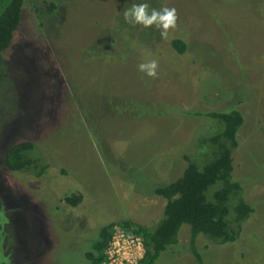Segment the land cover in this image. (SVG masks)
I'll return each mask as SVG.
<instances>
[{
  "label": "rangeland",
  "instance_id": "rangeland-1",
  "mask_svg": "<svg viewBox=\"0 0 264 264\" xmlns=\"http://www.w3.org/2000/svg\"><path fill=\"white\" fill-rule=\"evenodd\" d=\"M51 1L24 0L2 53L0 264H81L107 224L153 230V189L204 159L218 129L199 114L232 109L243 122L231 177L253 212L234 242L197 235L194 248L202 264H264V0H56L49 14ZM133 3L176 8V28L162 39L127 23ZM152 59L156 78L138 70ZM23 141L36 168L10 172L3 155ZM188 241L181 225L155 264H197Z\"/></svg>",
  "mask_w": 264,
  "mask_h": 264
},
{
  "label": "trees",
  "instance_id": "trees-1",
  "mask_svg": "<svg viewBox=\"0 0 264 264\" xmlns=\"http://www.w3.org/2000/svg\"><path fill=\"white\" fill-rule=\"evenodd\" d=\"M23 4L24 0H0V67L2 53L9 47L19 25ZM55 8L56 0H52L47 7L48 13H52ZM182 45V41L177 38L170 41L171 48L178 54L185 49ZM199 115L215 120L218 129L202 141L209 146L204 159L198 162L187 160L179 177L153 189V194L164 200L162 219L153 230L130 222L118 223L127 231L142 237L145 253L140 264H155L164 250L174 246L181 225L188 226L189 249L197 264H202L194 248L196 236L202 235L217 244L232 243L239 237L242 224L253 212L252 207L241 197L240 184L232 181L231 177V156L237 148L235 135L243 122L240 112L232 109L226 113L206 112ZM33 148L32 143L25 141L11 145L4 153L5 168L10 172L34 170L37 159L25 155ZM44 169L41 168L39 173H43ZM215 184L218 187L206 198L205 192ZM79 201L78 194L62 198V202L71 207ZM112 224L99 229L93 252L85 253L81 264H98L103 260V249Z\"/></svg>",
  "mask_w": 264,
  "mask_h": 264
},
{
  "label": "clouds",
  "instance_id": "clouds-1",
  "mask_svg": "<svg viewBox=\"0 0 264 264\" xmlns=\"http://www.w3.org/2000/svg\"><path fill=\"white\" fill-rule=\"evenodd\" d=\"M124 19L127 23L133 25H142L145 28L155 26L160 30L162 39H166L169 30L175 29L179 19L176 8L162 7L157 10L150 8L148 3H133L123 12ZM159 63L157 60L152 59L147 62L140 63L138 70L148 77L156 78L158 75Z\"/></svg>",
  "mask_w": 264,
  "mask_h": 264
},
{
  "label": "built area",
  "instance_id": "built-area-1",
  "mask_svg": "<svg viewBox=\"0 0 264 264\" xmlns=\"http://www.w3.org/2000/svg\"><path fill=\"white\" fill-rule=\"evenodd\" d=\"M144 253L142 237L114 223L103 249V260L98 264H140Z\"/></svg>",
  "mask_w": 264,
  "mask_h": 264
},
{
  "label": "flooded vegetation",
  "instance_id": "flooded-vegetation-1",
  "mask_svg": "<svg viewBox=\"0 0 264 264\" xmlns=\"http://www.w3.org/2000/svg\"><path fill=\"white\" fill-rule=\"evenodd\" d=\"M3 157H4V155H3Z\"/></svg>",
  "mask_w": 264,
  "mask_h": 264
}]
</instances>
